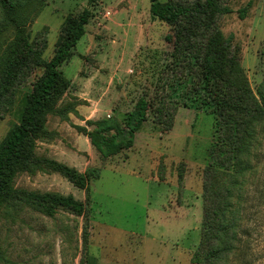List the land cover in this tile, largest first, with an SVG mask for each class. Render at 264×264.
I'll return each mask as SVG.
<instances>
[{"label": "rangeland", "instance_id": "374dc122", "mask_svg": "<svg viewBox=\"0 0 264 264\" xmlns=\"http://www.w3.org/2000/svg\"><path fill=\"white\" fill-rule=\"evenodd\" d=\"M16 1L31 48L45 60L54 54L66 16L88 6L87 0ZM217 3V27L225 38L232 35L230 50L259 100L264 93V0ZM247 4L240 18L239 10ZM149 5V0H100L90 7L92 17L71 63L61 69L67 77L75 74L84 81L102 75L107 78L105 88L81 98L63 95L61 105L73 102L75 111L47 116V133L35 140L37 163L12 179L18 191L72 195L86 204L85 211L77 215L56 206L47 214L17 193V199L0 206V264H202L195 251L201 241L203 171L209 164L231 173L234 163L224 146L221 152L216 146L218 154L215 150L221 140L213 102L202 104L207 89L195 87L190 72L165 77L172 51L165 35L173 29L152 18ZM14 36V27L0 34V66ZM41 73V67L29 63L2 84L0 141L18 122L24 95ZM168 87L169 106L176 108L171 127L156 124L149 111L133 147L100 167V155L82 130L93 128L87 122L109 116L121 120L140 96L154 105ZM256 127L260 145L254 152L259 161L244 172L239 250L230 261L218 259L216 264H264V121ZM49 160L80 172L101 169L99 178L89 181V198Z\"/></svg>", "mask_w": 264, "mask_h": 264}, {"label": "trees", "instance_id": "16d2710c", "mask_svg": "<svg viewBox=\"0 0 264 264\" xmlns=\"http://www.w3.org/2000/svg\"><path fill=\"white\" fill-rule=\"evenodd\" d=\"M149 1L151 17L169 23L173 29L172 34L165 35V41L172 46L165 77L168 79L169 76H182L190 72L194 86L202 84L207 89L208 96L202 100V104L213 102V112L218 121L217 136L221 140L214 146L215 150L218 146L221 152L224 146L225 154L234 163L231 173H220L209 164L203 171L201 241L195 251V259L202 258V264H216L218 259L227 262L239 250L238 228L243 221L242 201L246 184L244 172L254 169L259 161H256L258 155L254 149L257 144L260 145V141L255 134L256 122L264 121V93H261L259 100L255 97L230 50L232 35L225 38L217 27L218 0ZM99 2L87 0L88 6L80 13L66 16L54 54L45 60L35 55L31 48L18 14L20 4L16 0H0V34L9 27L15 28L14 40L0 66V95L4 94L2 84L20 75L23 67L29 63L42 68V73L32 82L30 91L24 95L18 122L8 129L0 141V206L10 204V200L17 199L16 194L21 193L29 204L47 214H52L56 206L77 215L85 211L86 204L72 195L18 191L13 188L12 179L17 172L29 170L31 165L37 163L33 156L35 140L47 133V116H65L75 111L73 102L61 105L63 95L71 88V82L61 66L73 56V49L92 17L90 7ZM248 5L239 10L240 18H244ZM166 86L169 84L166 83ZM170 99L168 87L154 105L146 96H140L132 110L121 120L117 116H109L88 121L93 128L82 130L100 155V167L133 147L135 133L146 122L149 111L153 113L156 124L169 129L176 111L175 105L170 107ZM48 164L74 186L86 190L88 198L89 181L99 178L101 170L80 172L56 161L49 160Z\"/></svg>", "mask_w": 264, "mask_h": 264}, {"label": "crops", "instance_id": "0c3cea01", "mask_svg": "<svg viewBox=\"0 0 264 264\" xmlns=\"http://www.w3.org/2000/svg\"><path fill=\"white\" fill-rule=\"evenodd\" d=\"M71 60L72 59H70L64 65H66L68 67V65H70V63H71ZM120 63L122 65V61L119 62V64ZM101 67H103V66H101ZM96 76H97V78H95ZM113 76H117V74L116 73H113ZM66 78L70 80V82H71V88L66 92L65 95H67V96L70 95V97L72 99H75V96L78 97V98H81V96L82 95H85V94H88V95H90V94H98L100 91H103L104 90V88H105L104 84L107 81V78L106 77L103 78L102 75H100V76L99 75H94V76H92V78L89 81L80 80L79 78H77L75 76V74L74 75H68V77L66 76ZM108 88H109V86L106 87V89H108ZM109 110H110V112H112L111 109H109ZM134 143H135V140H134ZM119 262H121V261H119Z\"/></svg>", "mask_w": 264, "mask_h": 264}, {"label": "built area", "instance_id": "2783aa9c", "mask_svg": "<svg viewBox=\"0 0 264 264\" xmlns=\"http://www.w3.org/2000/svg\"><path fill=\"white\" fill-rule=\"evenodd\" d=\"M106 14H108V13H106Z\"/></svg>", "mask_w": 264, "mask_h": 264}]
</instances>
